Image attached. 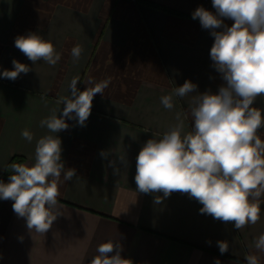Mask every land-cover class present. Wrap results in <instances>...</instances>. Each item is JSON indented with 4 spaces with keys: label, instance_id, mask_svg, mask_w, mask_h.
Returning a JSON list of instances; mask_svg holds the SVG:
<instances>
[{
    "label": "crops",
    "instance_id": "0c3cea01",
    "mask_svg": "<svg viewBox=\"0 0 264 264\" xmlns=\"http://www.w3.org/2000/svg\"><path fill=\"white\" fill-rule=\"evenodd\" d=\"M201 6L215 14L212 0H0V73L13 70L14 59L31 69L15 81L0 76V175L15 157L34 164L37 140L50 134L40 121L53 109L62 114L57 101L71 95L74 77L80 91L90 79L110 80L94 96L85 124L66 119L69 127L57 133L64 167L75 176L59 186L62 215L48 232H29L14 201L0 200V264H90L109 240L132 264H247L248 254L264 264V253L253 247L264 233V195L259 220L238 230L234 222L202 214L203 205L187 193L173 192L157 204L155 197L163 194L138 192L134 179L147 140L161 138L179 122L178 113L184 132L193 131L192 95L215 94L225 83L210 58L214 37L192 18ZM29 32L53 43L61 54L56 65L33 64L15 47V38ZM76 45L84 51L74 62ZM185 81L197 85L196 92L173 97L174 107L166 109L161 97ZM252 107L264 117V95ZM25 129L31 142L21 135ZM258 135L264 140V127ZM218 241L229 245L227 252L221 254Z\"/></svg>",
    "mask_w": 264,
    "mask_h": 264
},
{
    "label": "clouds",
    "instance_id": "9594fccd",
    "mask_svg": "<svg viewBox=\"0 0 264 264\" xmlns=\"http://www.w3.org/2000/svg\"><path fill=\"white\" fill-rule=\"evenodd\" d=\"M212 6L215 14L201 6L192 18L199 19L201 27L214 37L210 58L225 83L215 94L206 91L192 95L193 131L184 132L178 113L179 122L161 138L147 140L136 158L134 179L138 192L163 194L155 197L157 204L173 192L187 193L203 205L202 214L234 222L240 230L259 220L258 201L264 195V140L258 135L264 117L260 109L252 107L256 97L264 95V0H212ZM224 19L234 23L229 27ZM15 47L33 64L43 60L54 66L61 59L53 43L36 32L17 36ZM83 51L81 45L71 49L74 62ZM12 64L13 70L5 69L0 76L15 81L31 70L15 59ZM78 82L74 77L69 85L71 95L57 101L64 105L62 114L53 109L40 121L50 134L37 140L34 164L12 163L9 182L0 181V200L14 201L13 211L25 218L29 232L45 234L62 215L59 186L75 176L74 169L64 167L57 133L69 127L66 119H76L83 126L91 114L94 96L103 94L110 80L90 79L83 91L78 89ZM196 89L197 85L185 81L162 96L161 103L172 109L173 97L189 96ZM21 135L29 142L33 140L27 129ZM217 243L221 254L228 251L226 242ZM253 247L264 253V233L253 241ZM121 251L119 243H101L90 264H132ZM245 260L247 264H261L256 254L246 255Z\"/></svg>",
    "mask_w": 264,
    "mask_h": 264
},
{
    "label": "trees",
    "instance_id": "16d2710c",
    "mask_svg": "<svg viewBox=\"0 0 264 264\" xmlns=\"http://www.w3.org/2000/svg\"><path fill=\"white\" fill-rule=\"evenodd\" d=\"M139 5H143V6H147V7H150L154 10H157V11H160V12H163L164 14H168L170 16H178V17H188L184 14H181V13H178L174 10H171V9H167V8H164L160 5H155V4H151V2H146V1H138L137 2ZM12 163H23V160L20 159V157H15L14 159H12V162L10 163V165ZM13 174L12 173V170L9 168L8 166V169L7 171L5 172V174L3 175H0V181L4 182V183H8L9 182V177L10 175Z\"/></svg>",
    "mask_w": 264,
    "mask_h": 264
}]
</instances>
